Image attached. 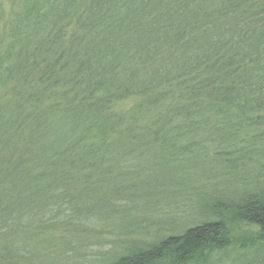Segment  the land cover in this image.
Returning <instances> with one entry per match:
<instances>
[{
    "label": "trees",
    "instance_id": "1",
    "mask_svg": "<svg viewBox=\"0 0 264 264\" xmlns=\"http://www.w3.org/2000/svg\"><path fill=\"white\" fill-rule=\"evenodd\" d=\"M0 100V225L61 203L100 221L78 212L75 184L100 187L123 219L116 201L174 197L200 138L230 147L264 131V0H0ZM244 181L224 177L205 196L190 181L193 224L103 264H198L230 246L242 252L229 264H264V181ZM23 250L0 247V264L25 263Z\"/></svg>",
    "mask_w": 264,
    "mask_h": 264
},
{
    "label": "rangeland",
    "instance_id": "2",
    "mask_svg": "<svg viewBox=\"0 0 264 264\" xmlns=\"http://www.w3.org/2000/svg\"><path fill=\"white\" fill-rule=\"evenodd\" d=\"M10 102L13 103L12 101ZM123 106L128 107L129 104L124 102ZM13 107V105H8L7 110H3L6 116L5 119L9 117L8 111L11 113L10 110ZM257 139L259 141L254 142ZM199 140L206 144L204 146V143L198 142L199 145L195 150L196 154L198 152L197 156L188 157L192 161L190 162L188 159L189 162L183 168L184 172L182 175H184V180L182 181L184 183L180 184L182 187L178 183L174 197H172V194L164 193L165 190L163 189L158 190V194L155 195L156 198L153 199L154 202L152 203H155L156 206L150 205L152 203L147 201V196L139 198L138 204H128L122 200L116 201L117 215L119 212L122 215L124 210H127V212L122 217L123 219L121 217L112 218L110 214L112 206H109L110 200L107 199L106 194L101 193L100 187L75 184L73 190L68 191V196L75 203L86 202L84 207L77 209L78 212L81 213L91 209L92 211H99L100 221L95 217L85 218L80 221L75 220V218L72 219L67 213L68 211L66 212V205L61 203L60 205H55L53 212L46 213L43 219L41 215L36 216L37 213H35V216L27 214L19 217L17 222L12 221V225L10 223L6 227L0 225V231L6 234L0 236V247L5 246L12 249L17 258L18 255H21L20 248L24 247L25 250L21 252L23 255L21 260L26 261L25 263L24 261H19V264H27V261L31 264H84L88 263V261L90 264L92 262L103 264L115 257L125 244L131 247L136 244H146L147 242L144 240L147 237H152L157 230H163L161 233L164 234L170 232L178 233L183 228L193 224L196 220L190 215L191 207L188 204L196 202L198 196L196 194L193 196L189 185H193L195 193L205 196L207 193L214 191L224 177H230L232 180L237 179V189L243 187L245 179V181H252V179L254 181H264V131L260 130L258 133H249L247 135L240 134L237 137V144L230 147L218 142L204 141L202 138ZM222 146H225V148ZM226 149L232 151V153L234 152L235 157L237 156L236 166H226L228 162L223 161V157L229 155H223ZM242 149H248L245 150L247 153L243 154ZM162 171L165 172V169H162ZM173 179V175L168 172L165 180L171 182ZM190 181H192V184L188 185ZM175 183L177 182L174 180L172 184L175 186ZM41 184L45 185L44 183ZM31 186L34 187L33 184ZM31 194L37 197L38 195L39 197L42 196V194L36 192ZM164 197L172 198H169V200L164 199ZM159 202H161V205L157 204ZM201 203L203 202H199L198 206L196 205L197 209L194 208L192 214L193 212L202 213ZM60 211L65 213L61 214ZM150 219L161 220L159 225H163V227H165V219H170L169 221L175 224V228L169 230L168 228H156L155 225L145 226ZM109 220L112 221L110 225L108 224ZM24 223H28L30 228H22ZM40 225H45L48 228L42 231L43 229L40 228ZM237 226H242V229L247 228L242 223H238ZM18 228L20 233L15 231ZM11 229L14 233L9 232ZM67 243H70V245L67 246ZM238 251L242 252L238 247L234 246L218 249L213 251L207 262L198 264H229L235 253H239Z\"/></svg>",
    "mask_w": 264,
    "mask_h": 264
},
{
    "label": "bare ground",
    "instance_id": "3",
    "mask_svg": "<svg viewBox=\"0 0 264 264\" xmlns=\"http://www.w3.org/2000/svg\"><path fill=\"white\" fill-rule=\"evenodd\" d=\"M119 254V253H118ZM118 254H116L115 256H118ZM84 264H90L89 263V261H88V263L86 262V263H84ZM92 264H95L94 262H92ZM97 264V263H96Z\"/></svg>",
    "mask_w": 264,
    "mask_h": 264
}]
</instances>
